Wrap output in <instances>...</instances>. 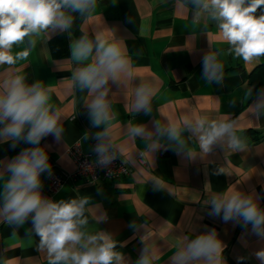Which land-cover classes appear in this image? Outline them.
I'll use <instances>...</instances> for the list:
<instances>
[{"label": "crops", "instance_id": "1", "mask_svg": "<svg viewBox=\"0 0 264 264\" xmlns=\"http://www.w3.org/2000/svg\"><path fill=\"white\" fill-rule=\"evenodd\" d=\"M78 17L71 36L59 30L42 36L26 61L0 66V79L19 73L51 88V104L60 110L63 127L59 141L52 136L41 141L52 172H72L68 147L78 141L88 151L92 137L106 127L104 142L128 160L131 173L96 183L75 178L53 194L48 192L49 175L42 174L43 194L54 200L88 196V230L112 235L126 264H135L145 247L155 264H174L172 258L187 238L212 228L226 245L225 264H259L254 252L264 248V240L251 234L250 226L246 230L209 212L212 197L230 192L259 197L264 206V88L254 94L248 81L262 59L244 63L234 58L215 24L206 17L195 19L187 0H97L92 14ZM82 34L121 43L129 61L127 73L106 85L111 115L102 128L93 127L88 117L94 94L72 79L82 65L71 59L69 44ZM217 50L222 52L223 80L210 83L202 75V58ZM141 86L151 89L148 114L134 107ZM198 120L232 123L241 147H229L225 138L204 152L189 127ZM157 125L165 133L176 128L183 144L157 133ZM135 126L146 135H132ZM25 147L30 145L0 143V161ZM30 226L15 228L0 220V262L49 264L46 252L38 250L39 238L27 232Z\"/></svg>", "mask_w": 264, "mask_h": 264}, {"label": "clouds", "instance_id": "2", "mask_svg": "<svg viewBox=\"0 0 264 264\" xmlns=\"http://www.w3.org/2000/svg\"><path fill=\"white\" fill-rule=\"evenodd\" d=\"M187 2L195 10V19L206 17L215 24L221 42L229 46L227 52L234 58L253 63L264 57V0ZM96 3L97 0H0V66L11 67L26 61L38 39L49 33L59 30L71 36L75 16L92 14ZM21 47L22 50H15ZM69 50L71 59L82 65L72 73V79L81 90L94 94L87 106L90 123L102 128L111 115L106 85L127 73L129 61L124 47L100 34H82L71 41ZM221 55L217 50L202 58V75L210 83L223 80ZM51 91L43 81L29 82L19 73L0 79V143L11 142L12 148L21 142L30 145L12 159L0 161V220L15 228L30 223L27 232L39 238L38 250L46 252L49 264H126L124 253L118 250L112 235L88 230V196L54 200L43 194L41 177L51 175L52 165L47 147L41 141L47 136L59 141L63 133L61 112L51 104ZM151 95L149 87L138 88L134 107L150 113ZM189 127L198 134L204 152L225 138L229 147H241L230 122L206 124L198 120ZM156 131L170 141L183 144L176 128L169 127L165 133L157 125ZM131 133L146 135L142 126L133 127ZM107 135L105 127L95 136L94 150L101 165L111 161L104 142ZM222 172L217 170V174ZM210 206V216L221 217L224 222H238L246 230L250 226L251 234L264 240V206L259 197L230 192L212 197ZM225 249L217 230L212 228L187 238L172 260L174 264H225ZM254 256L259 264H264V248L256 250ZM155 259L145 247L135 264H155Z\"/></svg>", "mask_w": 264, "mask_h": 264}, {"label": "built area", "instance_id": "3", "mask_svg": "<svg viewBox=\"0 0 264 264\" xmlns=\"http://www.w3.org/2000/svg\"><path fill=\"white\" fill-rule=\"evenodd\" d=\"M97 140L92 137L90 149L84 152L79 142H75L67 149V154L74 163L72 172L57 171L51 172L48 182V192L50 194L58 192L62 185L75 178H82L91 183L105 180H115L131 173V166L127 159L111 145L106 144L109 148L108 155L111 157L110 163L101 165L95 152Z\"/></svg>", "mask_w": 264, "mask_h": 264}, {"label": "trees", "instance_id": "4", "mask_svg": "<svg viewBox=\"0 0 264 264\" xmlns=\"http://www.w3.org/2000/svg\"><path fill=\"white\" fill-rule=\"evenodd\" d=\"M259 14V12L257 13ZM82 16L79 15L78 18ZM262 61L250 72L248 76V81L251 87V91L256 94L262 88H264V57L261 58Z\"/></svg>", "mask_w": 264, "mask_h": 264}]
</instances>
